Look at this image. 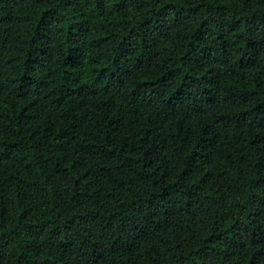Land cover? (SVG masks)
<instances>
[{
    "label": "trees",
    "instance_id": "1",
    "mask_svg": "<svg viewBox=\"0 0 264 264\" xmlns=\"http://www.w3.org/2000/svg\"><path fill=\"white\" fill-rule=\"evenodd\" d=\"M0 264H264V0H0Z\"/></svg>",
    "mask_w": 264,
    "mask_h": 264
}]
</instances>
